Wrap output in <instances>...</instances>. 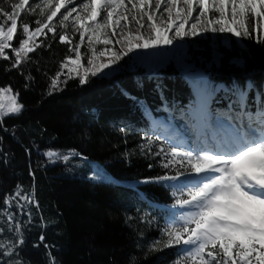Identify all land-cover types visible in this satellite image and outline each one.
Wrapping results in <instances>:
<instances>
[{
  "label": "trees",
  "instance_id": "16d2710c",
  "mask_svg": "<svg viewBox=\"0 0 264 264\" xmlns=\"http://www.w3.org/2000/svg\"><path fill=\"white\" fill-rule=\"evenodd\" d=\"M10 1L0 0V6L8 9ZM19 19L35 27L33 15L24 13ZM59 31L56 39L51 33L47 39L38 37L37 42L45 46L30 53L19 68L0 58V87L10 86L25 106L19 115L6 116L0 126V211L17 185L22 195L39 204L37 208L19 201L24 209L15 207L20 212L15 221L21 224L25 243L17 249L18 256L0 255V264L16 259L23 264H48L49 252L56 264H173L182 246L163 251L150 247L161 239V230L172 222L173 213L178 216L184 211L171 207L174 188L169 185L186 181H144L167 171L162 157L154 153L161 143L165 147L169 143L151 129L150 122L158 115L174 119L175 108L192 98L189 78L174 61H168L163 68L130 67L113 77H90L83 85L78 78L67 79L48 95L50 77L68 55L69 46L59 42ZM257 34L264 38V27ZM233 41L244 67L225 63L223 58L230 60L234 54L217 46L208 52L210 66L199 63L200 70L211 89L216 81L231 92L244 89L250 108L260 107L264 103V44L236 37ZM13 45L18 46L16 41ZM158 50L165 60V50ZM187 51L191 53L188 47ZM8 55L12 56L11 51ZM63 71L61 80L68 75L67 68ZM147 136L160 137L151 152ZM49 150L70 159L50 162L45 155ZM0 227L4 229L0 239H19L8 231L2 215Z\"/></svg>",
  "mask_w": 264,
  "mask_h": 264
},
{
  "label": "snow or ice",
  "instance_id": "6c2138e0",
  "mask_svg": "<svg viewBox=\"0 0 264 264\" xmlns=\"http://www.w3.org/2000/svg\"><path fill=\"white\" fill-rule=\"evenodd\" d=\"M24 13L37 17L34 28L20 23ZM0 17V58L11 61L12 68H19L28 62L30 53L45 46L43 41L37 42L38 37L47 39L51 33L56 39L59 28V42L69 46L68 55L50 77L48 95L67 79L78 78L81 85L86 84L129 53L172 45L174 39L206 32L230 33L237 39L264 44L257 34L264 27V0H18L10 4V10L0 6ZM76 34L78 41L74 40ZM85 43L87 50L82 52ZM65 68L68 75L61 80ZM6 94H12V103L7 110L0 104V126L6 116L19 115L25 107L18 102L19 93H13L10 86L0 87V99ZM237 94L242 98L246 91L239 89ZM240 119L227 139L199 147H165L161 143L154 153L162 157L167 171L144 182L186 181L169 185L174 188L171 207L184 211L178 216L173 213L172 222L161 230V239L150 247L151 251H163L182 246L184 250L173 264H264V103L255 114L244 112ZM145 139L151 152L160 137ZM144 148L142 145L141 150ZM45 155L53 163L70 159L53 150ZM14 201L21 211L24 204L19 201L39 207L34 199L22 195L19 185L14 196L3 200L0 215L5 217L8 231L19 237L15 241L0 239V255L5 257L18 256L17 249L25 243L21 224L14 223L15 215L9 211ZM28 217L30 223V212ZM3 232L0 227V235ZM48 256V264H56L50 252ZM10 264L23 262L16 259Z\"/></svg>",
  "mask_w": 264,
  "mask_h": 264
},
{
  "label": "rangeland",
  "instance_id": "374dc122",
  "mask_svg": "<svg viewBox=\"0 0 264 264\" xmlns=\"http://www.w3.org/2000/svg\"><path fill=\"white\" fill-rule=\"evenodd\" d=\"M13 2H18V0H11L10 4ZM10 4L8 10H10ZM61 11L64 10L62 9ZM33 16L37 18L35 15ZM229 19L231 18L229 17ZM253 22H255V20H253ZM261 23L264 24L263 21H261ZM234 37L235 36L231 35L230 33L206 32L195 37H185L183 40L174 39L172 45H161L159 47L140 49L135 52L129 53V55L125 56L123 60L119 61L117 65H114L112 69L105 70L106 74L102 73L97 76L107 77V78L113 77L125 70H129L130 67L132 68V70L139 66L140 67L148 66L152 68L157 66L159 68H163L168 63V61L169 62L174 61L175 64H177L178 67L181 69V72H183L184 75H186L187 77H191V79L196 80L198 82H206L205 74L203 73L202 70H200L199 63H204L206 67L210 66L208 61V57H209L208 52L212 51L214 47L218 46L223 50H227L228 52L234 54L230 60L224 57L223 61L225 63L233 66H238L240 68L244 67V60L240 54L241 51L237 50L236 53L234 50L235 49L234 48L235 44L233 41ZM74 40L78 41L79 35L77 39H75L74 37ZM86 41H87V37H86ZM97 47L100 48L102 46L97 45ZM116 47L118 48L119 46L117 45ZM160 47H162L166 52L165 60L161 59L160 56L158 55L159 52L158 48ZM187 47L190 48L191 53L187 51ZM86 50H87V43H85V45L82 46L81 48L82 52H85ZM84 61L86 63V59ZM124 61L130 63L132 66H127ZM189 83L192 84V82ZM198 84L201 85V83ZM213 86H214L213 91H210V88H206V90L201 89L200 91H198V89H195L193 87L194 96L193 98L190 99L192 100V102L188 103L185 106V109H182L181 111L184 110V113H186L189 117H192V119L195 118L196 121L189 123V121L183 120L182 118V121H184L185 125L182 127V125L180 124L179 128L186 133L187 138H183V139L180 138L179 140H177V143H180V141L183 140V143H185V145L192 147H199L204 143V139H206V136L202 135L204 133V130L202 128H209L217 132L219 130H224V132H228L230 134V132H233L234 128L239 126L240 123L242 122L240 119V121L236 120L234 123H227V125L231 126V128L228 129L223 124L222 126H220L221 123L218 122V120L214 119L209 121V123L205 122L204 127H201L200 116L202 111L205 109L207 103L210 102L212 104V102L216 103L219 102V100L221 101V99L217 98L219 96V93H221L220 97L222 98L228 97L227 89L221 82L216 81ZM225 93L227 94V96ZM11 95L12 94H6L2 99H0V104L4 105L5 110H7V108L12 103ZM234 97L236 98V96ZM193 101L195 102L193 103ZM151 125L153 126V128L160 126L165 128L164 129L165 137H173L176 135V128L169 126L167 122H165L160 118L155 119L153 123H151ZM193 136H194V141L189 143L187 140L190 137L192 138ZM15 207H16L15 204H13V206L10 208L13 210L11 213L15 215V219H19L20 212Z\"/></svg>",
  "mask_w": 264,
  "mask_h": 264
}]
</instances>
